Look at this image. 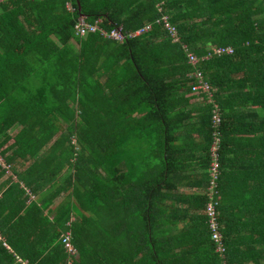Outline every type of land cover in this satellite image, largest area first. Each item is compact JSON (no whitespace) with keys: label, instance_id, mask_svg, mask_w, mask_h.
Listing matches in <instances>:
<instances>
[{"label":"trees","instance_id":"1","mask_svg":"<svg viewBox=\"0 0 264 264\" xmlns=\"http://www.w3.org/2000/svg\"><path fill=\"white\" fill-rule=\"evenodd\" d=\"M162 13L179 41L154 22ZM79 15L99 19L106 30L152 26L116 41L98 29L75 34ZM226 44L231 53L187 61L188 51L201 57ZM194 66L220 107L217 216L224 260L247 264L264 252V0H0V158L23 167L17 174L25 188L44 191L21 215L27 238L16 241L20 232L10 239L13 253L0 242V264L15 254L31 264H221L205 213L199 215L205 233L195 234L206 235L204 245L191 240L189 229L185 250L171 261L162 258L182 240L174 235L168 248L159 243L156 200L164 175L146 179L141 162L135 174L133 163L128 172L120 166L132 138L166 152L158 133L171 112H182L178 101L189 97L181 93L206 101L191 91ZM224 109L232 116L223 117ZM208 123L210 143L211 114ZM136 148L143 157L147 148ZM3 171L0 163V176ZM6 180L0 198L11 192L23 199L21 182L5 186ZM174 191L167 184V219ZM56 201L52 242H42L41 223ZM205 201L206 195L203 208ZM170 228L162 230L165 240ZM65 236L76 254L64 246Z\"/></svg>","mask_w":264,"mask_h":264},{"label":"crops","instance_id":"2","mask_svg":"<svg viewBox=\"0 0 264 264\" xmlns=\"http://www.w3.org/2000/svg\"><path fill=\"white\" fill-rule=\"evenodd\" d=\"M186 95H188L189 97L188 100H181L180 95H176L177 98H180L178 101L180 102L178 107L182 112L179 113V115H176L174 111L171 112V114L168 115V119H166V125L164 126L165 129L160 126L158 134L161 137L158 139V142L160 141L164 143V147L166 146L168 148L166 149V152H161L162 145L158 146V148H156V146L153 147L151 145L153 142H150V140H142V142H139L136 140L133 141L132 138L126 145V153L124 156L125 161H122L120 165L121 170H127L128 172L130 171L129 168L133 163L135 174L138 168V170H140L141 162V171L143 170V174L146 179L158 177L160 181L161 176L164 175L163 180L165 182L162 183V180L159 182L160 185L158 188V197L156 200V202L158 203L159 214V243L162 244L163 242H165V248H168L172 244L171 241L175 240L173 238L174 235L182 237V240H177L179 241V243L174 244V247H172V249L168 251V253L165 252L161 256L167 261H171L173 259L172 256L180 253L179 251L181 248L185 250L184 244L188 242L187 240H185V238L186 235L189 234V229L191 230L193 236L191 240H193L195 244L200 243V246L198 247H202L203 240L206 238V235L195 236V234L200 230H203L205 233V227L203 226L202 221L203 219L200 216L204 214L202 201L204 200L206 195L207 185L206 159L208 155L207 148L209 143L208 115L210 114V108L208 109L209 105L208 103H206L207 101L200 98L199 96L191 94L190 92L181 93V96L183 97ZM253 110L256 111L258 109L257 107H254ZM224 114L225 116H232L231 110L229 109H224L222 114L223 117ZM254 120H256V117L254 118ZM227 123H229V121H227L225 124V126L228 127ZM241 135L245 137L251 136L252 134L250 133L249 135H247V133H243ZM167 141L169 146L167 145ZM238 143L243 145L240 140ZM138 146H140L141 148L143 147L144 149L147 148L143 157L142 153L139 157L140 152L136 148ZM253 146H257L256 142H254ZM0 163L4 167L3 174L0 176V182L8 179L6 180L7 183L4 184L5 186H7L10 182L19 181L21 182L20 184L23 186V188H25L22 181L18 180L19 177L17 174L18 171L23 170V167H21L19 164L12 165L11 163H3L1 158ZM226 166L230 167L229 163L226 164ZM130 177L135 178L131 175ZM127 180L129 181V175H127ZM167 184H174L175 193L172 200H174L175 208H173L174 210H172L170 212V216H168V219H173V221L169 220L164 222L163 218H167L166 215L162 213H165L169 207L167 200L168 198L164 195V192L167 190ZM43 193L44 191L42 193L37 192V194H35L34 192H31L29 188H25V196L21 200H18L16 195L11 192H9V194L4 199L0 198V242L12 253L13 251L10 248V239L16 237V233L20 232L21 235L17 236L15 240L17 241L18 239H24L26 236L25 232H27L29 228L28 223L22 222L23 219L21 218V215L23 214V211L32 200L39 203L42 199ZM63 195L64 194L60 196ZM60 196L57 197L59 198ZM55 199L56 197L54 198V200ZM21 202L23 205L19 207L18 203ZM57 202L58 201L49 206L47 213L48 220L46 222L42 221L43 223H41V228L44 229V232L39 238L42 242H52L50 238L52 236V232L55 230L54 226H56L53 219L55 211L59 208L58 204L61 201H59L58 203ZM69 212V218L73 219V212L71 210H69ZM166 226H170L171 228L168 233L166 232L165 240L162 235V230ZM9 229L13 232V234L8 232ZM22 232H24V234ZM66 234L69 236L67 232ZM207 242H209V240ZM216 252L222 258L221 264L223 261L225 262V244L222 255L218 251ZM73 254H76L75 248ZM258 254V257L254 261L249 260L247 264H264V252H260ZM200 255L201 254H198L197 257H200ZM6 258V256L3 257V259L7 262L8 259H10V264H24L27 261L26 258H22L18 254H15L13 258ZM27 262L30 263L29 261ZM175 264H180V262L177 261Z\"/></svg>","mask_w":264,"mask_h":264},{"label":"built area","instance_id":"3","mask_svg":"<svg viewBox=\"0 0 264 264\" xmlns=\"http://www.w3.org/2000/svg\"><path fill=\"white\" fill-rule=\"evenodd\" d=\"M99 19H95L94 22H89L84 19L83 15H79L77 17L76 22L74 23V33L77 35H83L85 33L95 31L96 29L99 32L109 38H112L116 41H121L126 37H132L143 33L151 28L152 22H147L141 25L134 30L123 31L121 26L112 27L109 30L103 29L99 27L97 24ZM155 23H159L162 25L164 29L167 30L173 41H179V34L177 28L174 24L170 22L168 19V15L162 13L155 20ZM185 47V45L183 44ZM233 51L230 45H217L213 46L206 54L201 57L196 56L192 52H187V61L191 64H196L199 59L210 57L212 54H223V53H231ZM191 75L194 78V82L191 84V91L199 94L202 92L206 96V101L210 104V114H211V141L208 145V155L209 162L207 166V171L209 174L208 184L206 185V201L204 204V213L206 215V222L210 232V238L214 243L215 250L218 251L221 255L224 251V244L222 240V234L220 231V226L218 222V210L217 206L219 204V200L217 198V186L219 179V143H220V107L218 103L214 100L212 96L211 86L203 77L201 70L198 67L193 68ZM64 246L69 252H73L74 249L68 241V236L64 238ZM222 264H225L223 261Z\"/></svg>","mask_w":264,"mask_h":264},{"label":"rangeland","instance_id":"4","mask_svg":"<svg viewBox=\"0 0 264 264\" xmlns=\"http://www.w3.org/2000/svg\"><path fill=\"white\" fill-rule=\"evenodd\" d=\"M14 179V178H13Z\"/></svg>","mask_w":264,"mask_h":264}]
</instances>
